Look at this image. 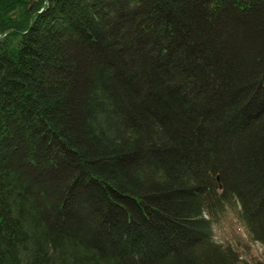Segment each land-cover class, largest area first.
<instances>
[{
	"label": "trees",
	"instance_id": "obj_1",
	"mask_svg": "<svg viewBox=\"0 0 264 264\" xmlns=\"http://www.w3.org/2000/svg\"><path fill=\"white\" fill-rule=\"evenodd\" d=\"M226 210L264 247V0H0V264H243Z\"/></svg>",
	"mask_w": 264,
	"mask_h": 264
},
{
	"label": "rangeland",
	"instance_id": "obj_2",
	"mask_svg": "<svg viewBox=\"0 0 264 264\" xmlns=\"http://www.w3.org/2000/svg\"><path fill=\"white\" fill-rule=\"evenodd\" d=\"M214 239L219 244L235 249L243 264L264 260V247L250 239L234 210H226L223 218L214 227Z\"/></svg>",
	"mask_w": 264,
	"mask_h": 264
}]
</instances>
